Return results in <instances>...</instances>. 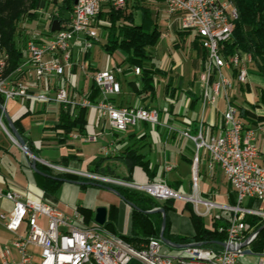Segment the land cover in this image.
Instances as JSON below:
<instances>
[{
	"label": "built area",
	"instance_id": "1",
	"mask_svg": "<svg viewBox=\"0 0 264 264\" xmlns=\"http://www.w3.org/2000/svg\"><path fill=\"white\" fill-rule=\"evenodd\" d=\"M60 5L68 0H59ZM69 18H63L66 9L57 7L47 12L46 28L34 33L26 42L25 57L21 61V73L17 76L0 77V96L7 106L12 100L28 102L23 108L34 110L35 103L58 106L72 113L81 106L94 112L93 123L105 122L112 132L121 134L139 123L153 126L162 124L161 111L138 97L135 103L119 105L116 98L122 94L120 75L129 70L141 74L138 65L123 67L114 63L111 68L97 70L92 81L100 95L96 101L86 96V89L77 90L79 74L89 76L91 63L89 54L100 41L98 15L108 4L124 7L127 0H69ZM154 1V0H149ZM169 14H177L180 29L194 31L206 57L198 82L202 88L203 106L216 109L218 98L225 102L222 112L223 125L220 133L207 135L203 118L197 123V131L182 130L181 133L196 143L198 151H208L210 164H218L235 193V203H218L198 197L199 152L194 157L192 195L174 189L164 180L156 179L145 184L120 182L128 187L142 190L159 201L181 198L194 204L203 217L210 220L209 228L225 235L222 242L228 247L214 249L201 242L186 243L181 247L166 244L161 237H150L140 246L127 241L123 236L109 230L96 220L87 221L79 209L69 213L60 208L52 197L42 191L38 196L30 190L11 185L0 186V198L11 203L9 211L0 212V224L14 235L11 246L3 248L1 264H264V249L253 248L259 230L258 221L264 219L259 210L244 205L249 199L264 201V166L257 161L259 149L256 145V130L245 125L238 107L231 101V93L237 84L248 82L247 64L252 55L235 49L225 55L224 44L231 42L236 22L239 19L238 0H161ZM60 20L59 29L52 31L54 20ZM9 54L0 50V68L5 66ZM90 117V113H89ZM4 127L0 121V129ZM174 130L173 127H169ZM97 135L69 133L70 139L84 142L96 140ZM105 146L103 152H110ZM0 157V166L2 165ZM62 172L79 173L88 178L111 181L106 176L86 173L69 166L45 162ZM204 204L206 209L201 210ZM43 219L46 225L44 226ZM216 224V225H215ZM24 230L23 235L20 234ZM16 250L18 258L13 253ZM251 250L248 253L246 250ZM257 254L259 259L252 262Z\"/></svg>",
	"mask_w": 264,
	"mask_h": 264
},
{
	"label": "crops",
	"instance_id": "2",
	"mask_svg": "<svg viewBox=\"0 0 264 264\" xmlns=\"http://www.w3.org/2000/svg\"><path fill=\"white\" fill-rule=\"evenodd\" d=\"M165 36L166 33L160 37ZM192 48V55L190 57L191 63L188 72L179 70L183 63L178 54L167 63L168 66L164 70L165 75L162 77L165 83L163 87V98H158V84H155L156 98H153L149 92L139 94L136 89L129 84V81L133 80L136 82L135 85L138 86V75L129 72L131 77L129 79L124 77L125 83L127 82L128 84H124V81L122 82L123 91L117 103L130 105L135 103L138 97L141 98L143 103L148 101H150V104L151 102L154 103L161 111L162 124L154 127L152 126L153 128L151 129L144 125L149 123L142 122L140 126H132L133 128L130 130L128 129L118 134L112 132L110 128L109 131H106L108 124L105 122L97 124L96 121H94L93 123L88 115L87 132L85 134L78 133L81 135L96 134V140L84 142L81 139L69 138V142L66 141L61 143L59 140L60 134H58V130L56 129L60 114L58 106L47 107L45 104L35 103L33 105L34 110L32 112H27L23 107L28 104V102L25 100H12L8 102L6 109L13 120H20L24 136L36 149H38L37 145L39 144L40 148H59V155L55 161L56 164L62 161L65 166L80 171L85 170L91 172L89 165H92L93 160L97 156L119 153L123 144L127 142L130 144L133 142H138V144L146 142L147 144L142 148V151L147 153V159L150 160L151 167L156 168L154 177L148 174L144 168L139 165L135 166L132 172H129L127 166L122 163L120 158L109 159L105 163L106 166L110 167L111 171H113L114 167L124 169L125 176L124 179H122L124 181H127L126 178L130 177V182L145 184L156 179H162L172 188L183 190L186 195H192L194 193L192 184V173H194L193 160L197 152H199L200 161L197 170L198 197L202 200L232 204L236 201L234 189L225 176L222 168L218 164L211 165L208 151L204 148V152L200 153V150L203 148L198 151L196 143L181 133L182 130L188 128L193 130L195 123L197 124L202 118L204 120L205 134L216 135L220 133L223 125L222 112L226 107L224 100L218 101L216 109L211 106L204 107L201 91L196 92L193 87L186 90L183 89L182 84L185 82L188 83L189 81L193 82L194 74L200 68L196 49L194 47ZM88 58L91 63L90 57ZM114 63L117 62H112V64ZM247 67L249 70L248 82L246 84H237L232 91L234 95L232 97L235 105L249 112L248 117L241 115L240 117L245 125L253 127L256 130V145L259 149L257 161L260 165L264 166V74L261 72L259 74V71L254 69L250 63L247 64ZM97 70L100 69L91 63L90 73L94 74ZM195 95H198L199 99L193 104ZM179 100L184 101L180 109L177 107ZM166 102H169V105H167ZM169 127H173L174 130H170ZM123 138H125V141L119 142ZM37 139L41 140L38 141ZM76 145L80 147L79 152H73L76 149ZM105 146L111 148L110 152H103ZM6 151L11 152L12 155L15 156L18 160L20 170L29 177L31 184L24 185L15 179L14 175L18 172V168L6 152L5 155L0 156L3 161L0 166V186L7 188L14 184L30 190L33 195L38 196L42 190H37L35 172L32 170L30 163L24 161V155H26V157L28 155L24 154V152L18 155L13 148H11V150L6 149ZM40 158L45 162L53 164L52 161H49L45 157ZM65 158H67V160H65ZM201 164H203V168L200 170ZM179 168L184 169V176L187 182L183 180L181 172L177 177H174L173 180L167 178L168 173L174 172ZM82 187L85 186L83 184L63 181L52 199L60 208L69 213L73 212L75 208L79 209L81 214H84L89 222L93 219L95 220V210L97 206H105L108 209V214L112 207H114L117 210V231L123 234H129L131 232L133 207L126 200L114 192L94 184H91L89 193H85L84 200H81L80 194L82 193ZM59 192L60 196H57ZM177 199L178 201L175 199L158 201L161 204L166 202L168 207L172 206L168 212L171 221V233L180 236H193L195 234V228L190 214L192 210L195 211L194 204L192 202L191 204H187V202L190 201L181 198ZM97 201L102 203L98 205ZM244 205L250 209L259 210L261 214H264V201L249 199L245 201ZM83 206L93 210L91 218H87L86 214L82 211ZM10 208L11 203L0 198V212L9 211ZM200 209L205 210V205L201 204ZM253 219L256 220V222H264L263 218L256 217ZM43 221L45 222L46 220L43 219ZM119 221L120 227L118 226ZM205 225L209 228L210 220ZM4 234H8L10 238L5 244L0 243V264L3 260V248L5 246H11V242L14 238V235L0 224V237ZM14 250L15 249H13V252Z\"/></svg>",
	"mask_w": 264,
	"mask_h": 264
},
{
	"label": "trees",
	"instance_id": "3",
	"mask_svg": "<svg viewBox=\"0 0 264 264\" xmlns=\"http://www.w3.org/2000/svg\"><path fill=\"white\" fill-rule=\"evenodd\" d=\"M51 2L54 4V0H51ZM71 4L72 1L68 0L63 6L58 5L57 7H62L69 11ZM129 4L132 6L131 10H129ZM41 5L42 0H0V50H5L9 54L7 61V66L9 67L6 68L7 75L17 76L20 74L18 69L21 67V61L25 57V52L17 45L18 39L22 34L19 28L24 21L32 22L39 18L38 11ZM107 6H109L110 9L107 13L112 25L106 32L103 47L109 54H113L118 49L126 52V54H128L127 58L119 62V65H123L127 62L128 66L138 65L141 68V74L137 76L139 85L136 86V82L133 80H130L129 84L136 89L139 94L149 92L153 98H156L154 80L156 76L163 77L165 71L162 70L154 60V50L161 36V31L159 24L152 15L150 7L143 4H131V0H127L126 5L121 8L114 7L112 4H108ZM238 7L239 19L236 22L232 41L224 44V49L226 51L225 55L227 56L235 49L250 53L253 56L254 65L259 72L264 74V0H238ZM104 13L105 8L98 15L99 20ZM63 18H65L64 15ZM187 32L188 31L179 28L177 34L183 36ZM99 42H101V39ZM191 45L196 49L197 60L200 62V69H202L206 57V50L201 46L197 37L193 39ZM129 72V70H126L124 74ZM85 93L86 96L93 101H96L100 95L93 81ZM119 98L120 96L116 98V102H118L117 100ZM198 99L199 96L195 95L193 104H195ZM0 101H2L1 96ZM238 109L239 115L248 117V111L239 106ZM88 115L89 110L81 106H79L74 113H72L70 109L65 110L61 108L59 123L56 125L58 134H60V142H66L68 133L73 131L85 134L87 132ZM14 122L19 132L24 135L20 120L15 119ZM192 131L196 133V123ZM26 140L28 146L37 155L32 143L28 139ZM123 141H125V138L121 139L119 142ZM146 144V142L142 144H138V142L130 144L127 142L123 144L119 153L97 156L92 162L91 172L100 176H108L107 172H109L108 170L110 167H107L105 163L109 159L120 158L122 163L127 166L129 172H132L133 168L139 165L142 166L148 174L154 177L156 168L151 167L150 160L147 159V153L142 151V148L145 147ZM37 167L40 171L54 177L84 182L92 181L112 186L118 190L125 200L136 205V208H133L132 212L131 232L129 234H123L117 231V210L114 207H112L109 212L107 221L104 225L112 232L123 236L135 246H140L154 235L160 237L163 220L162 213L147 211L163 207L167 212V225L164 230V236L166 238L179 244L201 242L207 247L214 249L222 248L217 242L223 241L225 235L217 231L216 224L215 228L206 227L203 219L197 215L194 210H192L190 217L195 228V234L193 236L175 235L171 233V221L168 215L169 209L172 206L168 207L166 202L161 204L157 199L142 190L84 176H75L67 172L53 174L48 171L47 168L49 166L41 162H37ZM54 177L35 172L37 184L41 186L45 194L50 197L56 195L63 183L62 180ZM126 180L130 182V177H127ZM83 185L87 186L91 184ZM188 203L189 202H187V204ZM82 211L86 214L87 218H91L93 215V210L90 208L83 206ZM253 220H251V224L256 223ZM263 226L264 222H261L256 227V230H259V235L253 244V248L257 250L264 249Z\"/></svg>",
	"mask_w": 264,
	"mask_h": 264
},
{
	"label": "rangeland",
	"instance_id": "4",
	"mask_svg": "<svg viewBox=\"0 0 264 264\" xmlns=\"http://www.w3.org/2000/svg\"><path fill=\"white\" fill-rule=\"evenodd\" d=\"M133 3L143 4L145 6L150 7L153 17L155 18V20L159 24L161 35L166 33L165 37L159 38L157 45H156V49L154 50V60H155L156 64L162 70H165V68H167V66H168L167 63L170 62L171 59L174 58L176 54H178L182 60V63H183V65L180 66L179 70L180 71L184 70V71L188 72L190 69V63H191L190 57L192 55V49H193L191 44H192L193 39L196 37L195 32L194 31L187 32L183 36L178 35L177 34L178 29L180 28V26H178V25H180V21H177L178 15L177 14H169L167 11L166 4L161 0H154L152 2L149 0H131V4H133ZM59 5H60V3H59ZM54 7H55V4H53L51 2V0H47V4L45 5V7L40 8V10L38 11L39 18L37 20L32 21V22L24 21L21 24L19 29L21 30L22 34H21L20 38L18 39L19 41L17 43L19 48H21L22 50H25L27 40L34 33L42 32L45 30L46 24H47V21H46L47 20L46 19L47 14H48L47 12L54 11L55 10ZM131 9H132V6L129 4V10H131ZM108 10H110L109 6H106L105 7V13L103 16H101V19H100L101 42H97L93 46V48L91 49L90 55H89L91 63L93 65H95L100 70L111 68L113 66L112 62L116 61L119 64V62L123 61L128 56V54H126V52L122 51L121 49L116 50L113 54H109L105 50V48L103 47V44L105 42L106 32L109 29V27L112 25L111 20L108 18V13H107ZM138 17H139V15H138ZM254 63L255 62H254V59L252 56V62H250V64H252V67L258 71V69L254 65ZM122 66L128 67V63L125 62ZM253 68H251V69H253ZM200 72H201V69L199 68L196 71V73L194 74L193 82L189 81L188 83L185 82L182 84L184 90L193 87V88H195L196 92L201 91V94H202V88H201L200 83L198 82V79H197ZM5 74H6V70L4 71V75ZM259 74H260V72H259ZM88 75H90V76L89 77L84 76V74H82V73L79 74V79L77 82V86H78L77 90L78 89H86L87 90L90 87V85L92 83L91 77H92L93 73L89 72ZM6 76H8V75L6 74ZM120 76H121V81L123 82L124 77L129 79L131 77V74L127 73L125 75L122 74ZM154 82H155V84H158L157 85L158 98H163L164 97L163 96V94H164L163 93V87L165 84L163 78L156 76ZM124 84H128V83L127 82L125 83V81H124ZM232 96H234L233 93H231L230 98H231L232 103L234 104V100H233ZM201 98H202V95H201ZM220 100H222L221 97L218 98V101H220ZM0 102L2 103V101H0ZM148 103H150V101H148ZM166 103H167V105H169V102H166ZM183 103H184L183 100H179V102L177 104L178 109L181 108ZM151 104H153L152 105L153 107L158 109V107L155 106L154 103L151 102ZM89 113H90V118H94V116H95L94 112L90 111ZM0 121L4 125V127L2 126L0 129V156H3L6 154V152H7L6 149L11 150V148H13L18 153V155L19 154L21 155V153L23 154L24 151L22 150V148L12 139L11 131H10V128L8 126L7 119L3 115V112L1 109H0ZM141 124L142 123H139L137 126H140ZM144 125L150 129L154 127L151 124H147V125L144 124ZM131 128H133V127H130L128 129L130 130ZM106 131H109L108 126L106 127ZM67 136H68L67 142H69V133ZM25 140H26V138H25ZM37 140L39 141L41 139H37ZM26 142H27V140H26ZM32 146L34 147L33 144H32ZM37 146H38V149H36L35 147L34 148H35V151H36L38 156L45 157L49 161H52L53 164H55V165L65 166L64 162H62V161H59V164H56V162H55L57 156L59 155V150H60L59 148H52V147L40 148V144ZM75 148L76 149L73 152H79L80 151L79 146L76 145ZM203 152H204V148L200 150V153H203ZM7 153L10 156L11 160L14 162V164L18 168V172L16 173V175H14L15 179L24 185H30L31 182L29 180V177H27V175L20 170L18 160L15 158V156L12 155L11 152H7ZM24 156H25L24 161L30 163L31 159L28 156L26 157V155H24ZM38 162H40V161H38ZM41 163H43V162H41ZM44 164L47 165L45 162H44ZM47 166H49V165H47ZM91 168H92V165H89V169H91ZM202 168H203V164H201L200 170ZM47 169L50 173H53V174L62 172V171L58 170L57 168H54L51 166H49ZM123 170L124 169H122V168H115V167H114L113 171H111L109 169L108 170L109 172H107L108 173L107 175H108V178L111 179V181H109V182L106 180H101V181L126 186L125 184L120 183V182H124V180H122V179H124V176H125ZM192 171H193V169H192ZM83 172L91 173V172H88L85 170ZM180 172L182 173L181 176H182L183 180L185 182H187L186 181L187 179L184 176L185 175L184 169H182V168H179L174 172L168 173L167 178L169 180H173L174 177H177ZM71 174L75 175V176L87 177V176H85L83 174L81 175L79 173H71ZM192 175H193V173H192ZM92 179H95V178H92ZM97 180H98V178H97ZM36 184H37V182H36ZM36 187H37V190L43 191V188L41 186H39L38 184ZM90 187H91V185H87L85 187H82V189H81L82 193L80 194L81 200H84L85 193H87V192L89 193ZM126 187H128V186H126ZM194 189H195V186L193 185V191H194ZM57 196H60V192L57 194ZM175 200L178 201V199H175ZM100 203H102V202L97 201L98 205ZM189 203L191 204V202H189ZM97 207H100V206H97ZM196 213H197V211H196ZM197 215H199V213H197ZM199 216L203 219L204 224L208 223V221H209L208 217H203L201 215H199ZM253 221L256 222V220H253ZM43 225L45 226L46 223L44 222ZM118 226L120 227V221L118 223ZM20 234L21 235L25 234L23 229L20 231ZM152 237H156V236L154 235ZM9 238H10V236L8 234H6V235L4 234L2 237H0V243L5 244L6 242H8ZM13 253L18 258V255L16 254L17 253L16 250H14ZM251 259H252V262L256 261L259 259V256L257 254H255L251 257ZM243 263H244L243 260L239 261V264H243Z\"/></svg>",
	"mask_w": 264,
	"mask_h": 264
},
{
	"label": "water",
	"instance_id": "5",
	"mask_svg": "<svg viewBox=\"0 0 264 264\" xmlns=\"http://www.w3.org/2000/svg\"><path fill=\"white\" fill-rule=\"evenodd\" d=\"M46 2H47V0H42L41 8H44L45 7ZM57 2H58V0H54V3L55 4ZM62 13H63V15H64V17L66 19L69 18V12L67 10H64ZM59 27H60V20H58V19L54 20L53 23H52L51 30L52 31H55V30L59 29ZM0 109L2 110L3 115L7 119L8 126H9L10 131H11L12 139L22 148V150L24 151V153L27 154L28 157L31 159L30 166H31L32 170L34 172H36V173H40V174H43L45 176L54 177V176H51L49 174H46V173H44V172H42V171H40L38 169L37 162L38 161L43 162L44 160L41 159L40 157H38L32 151V149L27 145V142L25 140V137L19 132L18 128L15 125V122H14L13 118L11 117V115L9 114V112L7 111V109L5 108V106L1 102H0ZM65 160H67V158H65ZM54 178H57V179L62 180V181L72 182V183H75V184H94V185H97V186H100V187H104V188H106V189L114 192L115 194H117L121 198H123V196L120 194V192L118 190H116L115 188H113L112 186H108V185H104V184L96 183V182H84V181L70 180V179L60 178V177H54ZM127 202L133 208H136V205H134L133 203H131L129 201H127ZM147 212H160V213H162L163 220H162V230H161L160 236H161V239L166 244H168L170 246H174V247H181V246H184V245H189V244H179V243H175V242L171 241L170 239H168V238H166L164 236V230H165L166 225H167V212H166V210L163 207L155 208V209L149 210ZM107 216H108V209L105 206H100V207H97L96 208V210H95V220H96L97 223H99V224H105V222L107 221ZM191 244H194L195 245L196 243H191ZM217 244H219V245H221L223 247H228L226 245V243L225 242H222V241H218ZM246 251L248 253L251 252V250H249V249L246 250Z\"/></svg>",
	"mask_w": 264,
	"mask_h": 264
},
{
	"label": "bare ground",
	"instance_id": "6",
	"mask_svg": "<svg viewBox=\"0 0 264 264\" xmlns=\"http://www.w3.org/2000/svg\"><path fill=\"white\" fill-rule=\"evenodd\" d=\"M7 61L8 59L5 58V66L7 65ZM6 70V68H0V77H11V75L6 76V74L4 75V71ZM19 72H21V67L18 69Z\"/></svg>",
	"mask_w": 264,
	"mask_h": 264
},
{
	"label": "flooded vegetation",
	"instance_id": "7",
	"mask_svg": "<svg viewBox=\"0 0 264 264\" xmlns=\"http://www.w3.org/2000/svg\"><path fill=\"white\" fill-rule=\"evenodd\" d=\"M46 3H47V2H46ZM59 3H60V1H59V0H58V2H57L56 4L54 3V4H55V7H54V8H55V10L57 9V6L59 5Z\"/></svg>",
	"mask_w": 264,
	"mask_h": 264
}]
</instances>
